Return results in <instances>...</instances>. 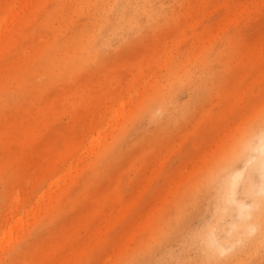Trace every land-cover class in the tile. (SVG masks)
<instances>
[{
    "label": "rangeland",
    "instance_id": "rangeland-1",
    "mask_svg": "<svg viewBox=\"0 0 264 264\" xmlns=\"http://www.w3.org/2000/svg\"><path fill=\"white\" fill-rule=\"evenodd\" d=\"M263 137L264 0H0V264H264Z\"/></svg>",
    "mask_w": 264,
    "mask_h": 264
},
{
    "label": "bare ground",
    "instance_id": "bare-ground-1",
    "mask_svg": "<svg viewBox=\"0 0 264 264\" xmlns=\"http://www.w3.org/2000/svg\"><path fill=\"white\" fill-rule=\"evenodd\" d=\"M248 147H251V146H247L246 150H249ZM254 148L257 151V155H256L255 162L252 163V165H253L252 168L253 169H259V170H261V172L263 171V180H262L261 183L258 184L256 190L254 191V194H255L256 197H258L259 202L262 203V208L251 213L253 221H252V224H250L248 227L253 230L255 228H258L259 225H261L262 229H261L260 235L258 237L251 239L250 246H249V248L251 250L253 248L254 249L256 248L255 246H256L257 243H259V242L264 240V137L262 138L261 144H259L257 147H254ZM239 175H240V173L231 174V176L229 175L231 178L227 179L228 178L227 177L225 179L226 182H225V184L223 186V191L227 192V190H228V194H231V195L234 194L235 188L237 187V183H238L237 179L239 177H241V175L240 176ZM245 229H246V225L243 226L241 232H242L243 235L246 236ZM208 237L209 236L207 235V239H208ZM210 240H211V242H213L211 237H210ZM207 241L210 242L209 240H207ZM219 249H220V247H219ZM220 250H222V249H220ZM217 251H218L217 249H214V253H216ZM214 260H217V258L214 257Z\"/></svg>",
    "mask_w": 264,
    "mask_h": 264
}]
</instances>
